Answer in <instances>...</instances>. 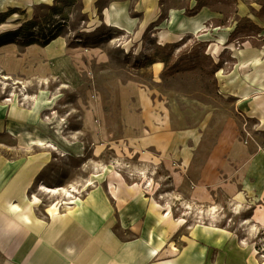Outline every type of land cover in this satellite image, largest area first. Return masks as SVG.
I'll list each match as a JSON object with an SVG mask.
<instances>
[{
	"label": "rangeland",
	"instance_id": "374dc122",
	"mask_svg": "<svg viewBox=\"0 0 264 264\" xmlns=\"http://www.w3.org/2000/svg\"><path fill=\"white\" fill-rule=\"evenodd\" d=\"M27 1L0 0V109L8 123L21 121L23 130L20 137L14 136L10 130L16 127L6 128L0 121V155L8 171L22 160L26 170L34 159L38 180L50 188L76 183L96 186L97 177L119 176L140 189L145 201L170 208L164 216L181 223V233L170 243L176 247L173 253L179 255V264H192L187 258L194 251L200 257L195 264H264V227L247 222L240 212L242 205L237 204L238 212H233L223 202V192H214V207L189 202L182 212L166 170L160 164L146 165L144 155L135 149V127L124 124L115 99L117 91L129 84L153 99L158 114L179 104L234 112L221 84L239 74L236 55L247 43L264 44V30L253 19L264 13L263 4L256 12L261 0H158L161 15L140 38L107 26L103 15L110 3H118L128 6L130 16L141 18L139 0ZM244 6L249 16L240 15ZM209 11L214 17L197 29V21ZM173 13L181 15L175 28L169 27ZM149 59L154 63L149 65ZM96 101L114 119L100 134L82 129L85 113L106 129V122L93 113ZM19 106L22 111L17 117L14 109ZM191 115L187 112L188 119ZM234 115L241 127V142L264 147L259 119ZM208 118L202 115L196 122L204 119V124ZM158 123L152 122L153 130L159 129ZM38 142L54 144L59 150L51 154L33 145ZM60 151L69 155L61 158ZM171 167L179 171L175 161ZM151 175L157 181H149ZM38 198L45 212L75 201ZM205 228H210L211 239L203 241L200 235L198 240L195 231L202 234Z\"/></svg>",
	"mask_w": 264,
	"mask_h": 264
},
{
	"label": "crops",
	"instance_id": "0c3cea01",
	"mask_svg": "<svg viewBox=\"0 0 264 264\" xmlns=\"http://www.w3.org/2000/svg\"><path fill=\"white\" fill-rule=\"evenodd\" d=\"M35 1L38 0L26 3ZM136 4L141 18L130 16L126 4L110 3L103 12L105 24L140 38L161 11L158 0H139ZM262 4L264 0L257 2L256 12ZM239 13L249 16L246 6ZM177 16L174 28L181 19L180 14ZM213 17L210 11L202 15L197 29ZM253 19L264 30V13ZM169 23L168 20L165 26ZM224 38L228 35L224 34ZM247 44L236 55L239 74L224 79L221 88L232 99L233 111L259 119L264 131V44L259 47L251 41ZM115 99L119 117L125 119L128 127H135L133 134L138 140L135 149L144 155L146 165H162L166 170L172 184L170 191L179 195L182 212L189 202L214 207V192L219 190L223 192V202L233 212H238L242 205L240 212L246 215L247 222L264 227V147L241 142V127L234 112L215 106L198 110L193 105L179 104V108L171 106L165 114H158L153 99L129 84L117 91ZM189 111L191 119L187 118ZM93 113L106 122V129L93 123V116L87 113L82 129L87 132L90 128L97 133L108 130L110 120H114L111 113L104 111L98 101ZM4 115L5 111L0 109V121L7 128ZM202 115H209L204 124V119L196 122ZM152 122H160L157 131L152 129ZM3 159L0 155V264H179V255L173 253L176 247L170 243L181 233V223L164 216L170 213V208L149 199L145 201L140 189L119 176L112 175L106 180L97 177L96 186L76 183L79 193L74 194V203L59 204L45 212L30 196L31 192L37 198L51 196L40 193L39 186L45 184L34 172L33 165L37 162L30 159V167L24 170L22 160L10 165L8 171ZM172 161L179 171L171 169ZM154 179L151 175L149 181ZM151 187L148 185L147 189ZM203 231L202 234L198 229L195 231L197 239L201 240L202 235L203 241H209L210 228ZM187 260L195 264L200 257L194 251Z\"/></svg>",
	"mask_w": 264,
	"mask_h": 264
},
{
	"label": "bare ground",
	"instance_id": "6f19581e",
	"mask_svg": "<svg viewBox=\"0 0 264 264\" xmlns=\"http://www.w3.org/2000/svg\"><path fill=\"white\" fill-rule=\"evenodd\" d=\"M176 20H177V15L175 13H173L172 19H171V23H170L169 27H173L175 25ZM6 79H7V77H6ZM7 102L13 103V100H7ZM20 107L21 106H19V108H17V109H14L15 110L14 116L20 117L19 115H20V112L22 111ZM62 122L66 123L64 120H62ZM20 123H21V121H18L17 119H15V121H10L7 124L9 128L16 127L15 130H10V131H12L14 136L20 137L21 134H22V131H23V130H21L22 129V124H20ZM8 133H9V131H8ZM33 145H36L38 148L46 150V151L50 152L51 154H53V152L59 150L58 148H56V146L54 144H50V143L47 144V143H44V142H38V143H33ZM58 155L61 158H65L69 154L66 153L65 151H60V153H58ZM151 185L152 184H150L149 187H151ZM110 187L112 188V184H111ZM39 190H40V193H42V194L51 195L52 197H61V196H63V197L68 198L70 200L75 198L74 194L79 193V188L76 185H72L70 187L49 188V187L41 184L39 186ZM34 200L40 202L39 198H37L36 196L34 197ZM241 245L247 246V243L242 242Z\"/></svg>",
	"mask_w": 264,
	"mask_h": 264
},
{
	"label": "trees",
	"instance_id": "16d2710c",
	"mask_svg": "<svg viewBox=\"0 0 264 264\" xmlns=\"http://www.w3.org/2000/svg\"><path fill=\"white\" fill-rule=\"evenodd\" d=\"M263 12H264V10H263ZM152 63H154V60L149 59V65H151Z\"/></svg>",
	"mask_w": 264,
	"mask_h": 264
}]
</instances>
